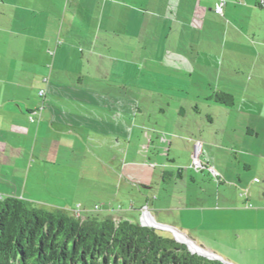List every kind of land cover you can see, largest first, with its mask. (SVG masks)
<instances>
[{"label":"crops","instance_id":"crops-1","mask_svg":"<svg viewBox=\"0 0 264 264\" xmlns=\"http://www.w3.org/2000/svg\"><path fill=\"white\" fill-rule=\"evenodd\" d=\"M152 1L0 0L1 197L116 222H139L147 208L154 221L174 226L161 220L176 209L156 205V178L166 185L183 182L197 146L203 165L227 178L218 166L220 132L211 108L218 105L213 96L233 94L218 84L211 93L209 84L226 64H237L233 72L256 65L244 49L228 53L231 46L237 50L236 37L243 43L248 39L232 36L229 43L236 25L216 16L218 0H191L178 12L175 5ZM230 1L236 0H225L229 11ZM251 5L244 0L241 8ZM78 12L83 23L76 19ZM204 32L218 35L205 39ZM140 49L147 50L146 57ZM122 58L132 61L118 67ZM108 59H113L109 69ZM206 74V85L188 84V77ZM141 76H147L145 99ZM149 77L164 83L150 84ZM155 99L161 102L156 105ZM243 104L257 106L247 95ZM233 106H221L229 109L228 117H234ZM251 129L246 134L257 136ZM204 172L194 173L203 177ZM197 176H189L190 185ZM163 193L169 195L167 189Z\"/></svg>","mask_w":264,"mask_h":264},{"label":"rangeland","instance_id":"rangeland-1","mask_svg":"<svg viewBox=\"0 0 264 264\" xmlns=\"http://www.w3.org/2000/svg\"><path fill=\"white\" fill-rule=\"evenodd\" d=\"M203 1L205 2V0ZM255 1L259 3L258 6L263 5L264 2V0H252V7L244 9L241 8L244 0L230 1L228 7L230 11L224 8L223 16L226 21L231 23V26L236 25L231 27L234 31L230 29L232 33L228 34L229 43H231L232 36L241 35L248 39L247 43H243L239 37H236L233 42L236 43L234 47L237 50L233 51L231 46L228 53L238 55V52H242L244 49L246 56L250 54L252 61L257 62L256 65L252 69L233 72V67L234 70L238 69L235 68L237 64H226L225 68L221 69L220 75L212 76L213 80L209 84L211 93L216 91L218 84L219 88L233 94L234 117L227 116L228 108L218 105H213L214 107L211 108V115L217 122L220 132V135L215 139L216 143L220 145L218 150L215 149L218 152L216 153L219 158L218 166L223 169L227 178H221L215 170L219 179L208 176L207 172H204L203 177L197 176L195 171L191 170L183 171V182L171 181L170 185L163 184L160 179L156 178L160 196V201L156 202V205L163 208L173 207L176 210L165 212L166 216L161 219L174 226L160 224L156 221L155 223L175 230L188 242H192L191 244L196 248L202 249L204 253L215 257L214 260L222 264H264V8L262 5L261 9H259L260 6L259 8L254 7ZM190 2L191 0H154L152 4L175 5L178 12L181 7L183 8ZM14 7L15 5L12 9L16 12L17 9ZM171 11L175 16V7L172 6ZM216 16L219 17L217 14ZM76 19L81 23L84 21L80 12L76 13ZM207 20L212 23L216 21L210 12ZM13 29H16L15 25H13ZM84 31L86 32L85 29ZM217 35V32L203 33L205 39L208 36L215 37ZM253 40L257 44L256 46H253ZM146 51L140 49L144 57H146ZM120 61L118 67H127L132 59L122 58ZM148 62L146 61V63ZM106 63L107 68H111L113 59H108ZM136 65L138 66V63ZM141 77L143 78L140 82V96L141 99H145L146 97L142 94H147V92L142 89L147 88L145 84L147 76ZM201 77L203 79H200L198 75L188 77V84L192 86L206 85L205 82L210 80L207 74L201 75ZM149 80L150 84L156 86L164 83V80L153 77H149ZM124 81L126 82V79ZM248 83H250V88L248 93H245L244 89L247 88ZM224 86L229 87L225 88ZM193 89L197 90V87L194 86ZM243 95H247L257 103V106L244 107ZM155 100L156 105L161 102L159 99ZM199 108L202 111L201 118L205 122L204 115L208 109L205 104ZM248 125L254 129H251V132L258 131H256L257 136L252 133L246 134ZM224 128H227L228 131L223 132ZM230 128H232L231 131ZM189 176L198 177L195 184L190 185ZM166 189L169 195H172V199L168 194L164 195L163 192ZM178 192H181L182 196L177 195ZM217 195L219 202L216 203L215 196ZM245 201H247L246 204ZM33 204L45 209H58L54 204ZM67 213L72 215L71 210H68ZM218 226L222 231L217 229ZM155 230L162 237L175 238L174 233L167 229L155 228Z\"/></svg>","mask_w":264,"mask_h":264},{"label":"trees","instance_id":"trees-1","mask_svg":"<svg viewBox=\"0 0 264 264\" xmlns=\"http://www.w3.org/2000/svg\"><path fill=\"white\" fill-rule=\"evenodd\" d=\"M213 100L221 106L233 105L228 94L219 93ZM0 264L222 263L191 254L185 245L139 222L82 219L0 196Z\"/></svg>","mask_w":264,"mask_h":264},{"label":"built area","instance_id":"built-area-1","mask_svg":"<svg viewBox=\"0 0 264 264\" xmlns=\"http://www.w3.org/2000/svg\"><path fill=\"white\" fill-rule=\"evenodd\" d=\"M225 5H226V2L224 0H218L214 6V12L219 16H223V9L225 8ZM43 94L44 92H40L39 95L42 97ZM29 120L33 122L34 117L33 116L29 117ZM200 155H201L200 146H197L189 168L195 172L206 170L211 177L219 179L217 173L214 171V169L211 166L203 165V163L200 160ZM139 220H140L139 223L144 227H151V228L156 227V223L151 217V215L149 214L147 208H144L141 210V215H140Z\"/></svg>","mask_w":264,"mask_h":264},{"label":"water","instance_id":"water-1","mask_svg":"<svg viewBox=\"0 0 264 264\" xmlns=\"http://www.w3.org/2000/svg\"><path fill=\"white\" fill-rule=\"evenodd\" d=\"M155 228H158V229H167V230L172 231L173 233L176 232L175 230H172L171 228H167V227L162 226V225H160V224H156V227H155ZM155 228H154V229H155ZM174 241H176L177 243H180V244L185 245L186 248H187V250H188L191 254H197V255H199V256H202V257H205V258H208V259H211V260H214V259H215V257L210 256V255H207V254L204 253V252H203V254H201V253H199V252H197V251H193V250H191V248L189 247V245H188L186 242H180V241H178V240L176 239V237L174 238Z\"/></svg>","mask_w":264,"mask_h":264},{"label":"bare ground","instance_id":"bare-ground-1","mask_svg":"<svg viewBox=\"0 0 264 264\" xmlns=\"http://www.w3.org/2000/svg\"><path fill=\"white\" fill-rule=\"evenodd\" d=\"M175 237L181 242H183V241H185L184 240V238H182L179 234H177L176 232H175ZM189 246H190V248H191V250H196L195 249V247L193 246V245H191V244H189Z\"/></svg>","mask_w":264,"mask_h":264}]
</instances>
